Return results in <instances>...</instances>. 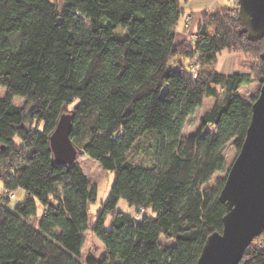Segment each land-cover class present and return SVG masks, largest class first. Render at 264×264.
<instances>
[{
  "label": "trees",
  "instance_id": "16d2710c",
  "mask_svg": "<svg viewBox=\"0 0 264 264\" xmlns=\"http://www.w3.org/2000/svg\"><path fill=\"white\" fill-rule=\"evenodd\" d=\"M183 1L0 0V264H83L88 230L107 250L86 264H128L135 254L140 264H197L222 232L226 177L206 181L228 169V145L238 154L245 141L257 97L248 103L238 91L264 76V38L249 40L228 6L204 13L195 37L181 39ZM223 51L256 60L224 75ZM206 98L212 107L183 140ZM64 112L74 146L114 173L95 223L88 176L77 160L56 163L51 149ZM18 189L26 196L10 208L6 195ZM121 199L137 217L118 209ZM239 264H264V233Z\"/></svg>",
  "mask_w": 264,
  "mask_h": 264
},
{
  "label": "water",
  "instance_id": "95a60500",
  "mask_svg": "<svg viewBox=\"0 0 264 264\" xmlns=\"http://www.w3.org/2000/svg\"><path fill=\"white\" fill-rule=\"evenodd\" d=\"M238 3V18L249 40L264 38V0ZM260 57L264 60V51ZM260 83L245 141L220 193L227 207L223 230L208 237L197 264H239L253 240L264 233V76ZM72 118L64 112L50 137L56 163L72 164L82 154L70 137Z\"/></svg>",
  "mask_w": 264,
  "mask_h": 264
},
{
  "label": "rangeland",
  "instance_id": "374dc122",
  "mask_svg": "<svg viewBox=\"0 0 264 264\" xmlns=\"http://www.w3.org/2000/svg\"><path fill=\"white\" fill-rule=\"evenodd\" d=\"M194 2L198 4L199 9L202 8L201 5L204 4L203 0H194ZM222 2L225 4V7L233 6L234 8H238L239 10L238 0L237 1L222 0ZM192 4L194 3H191L190 5ZM182 6H183V2H182ZM185 12L187 13L188 16H186L184 13L180 19L178 26L181 27L182 24L184 23L186 27H189V25L192 22L191 16L189 15H192L194 17L193 18L195 25L194 28L197 31L198 28L196 26H197L198 18L202 16L201 15L202 12H199L196 15L197 17H195V13H194L195 11H191L189 7L187 10H185ZM206 12H210V11H206ZM185 17L188 18V21H186ZM127 25L128 22L124 21L123 28L127 27ZM158 28H162V25H159ZM255 60L256 58L252 53L247 54L242 52L223 51L221 54L218 55L217 58V63H216L217 71L224 75L242 73L245 70H247V64L248 63L250 64L252 61ZM260 87H261L260 82H256L255 84L252 85L242 86L238 91V96H240L245 102L251 103L254 97H257L259 95ZM5 94H6V89L0 86V96H4ZM14 103L17 105H23L24 99L19 96H16L14 98ZM213 103H214L213 98H206L203 102V105L196 110L195 114L187 119L186 126L182 135L183 140L187 138L190 134L196 133L199 130V128L201 127V121L199 117L202 114H204L206 111H208L212 107ZM209 130L212 131L213 129L209 128ZM225 155L228 163V169L225 172L215 173L208 176L206 184L214 186L217 184L219 179H221L222 177H227L228 170L230 169L231 165L233 164L235 158L238 155L236 154V149L232 144L228 145L225 151ZM76 160L81 165L84 173L88 176L92 188L96 190V199L89 206L90 218L92 219L93 223H95L98 219V215L102 209L103 203L106 202L109 197L110 190L114 182V173L104 171L100 166V164L93 158L89 157L88 155L79 154ZM3 190H4L3 183L0 181V196H3L2 195ZM23 199H24L23 193L19 191H15L14 197L11 198L9 207L13 208ZM37 205H38L37 215L36 217H34V219H32L33 223L36 225L39 224V221L41 220L44 214L43 205L40 202H38ZM118 209L132 213L136 217L138 216L135 209L133 207H130L127 201L124 199H121L119 201ZM99 243L103 245V243L96 237V235L92 233L90 230H88L85 234V244L83 246L84 248L82 249L81 259H85L88 256L89 252H92L93 254H98L97 250L99 249V245H100ZM101 251H103V248L101 249ZM141 261H142V256L140 254H135L129 259L128 264H140Z\"/></svg>",
  "mask_w": 264,
  "mask_h": 264
},
{
  "label": "crops",
  "instance_id": "0c3cea01",
  "mask_svg": "<svg viewBox=\"0 0 264 264\" xmlns=\"http://www.w3.org/2000/svg\"><path fill=\"white\" fill-rule=\"evenodd\" d=\"M191 1H193V2H191ZM203 1H204V4L201 5L202 8H200V9L198 8V4H196V2H194V0H185V1H183V9H184L185 15L188 16L187 13L185 12V10H187L188 7L190 8L191 11H195L194 12L195 13V17H197L196 15L199 12H202L201 15H203L206 11H215V10H218V9H221V8L225 7V4L222 2V0H203ZM191 3H194V4L190 5ZM199 3H200V1H199ZM189 16H191V20H192V22L189 25V27H186L184 25V23H183L181 27L178 26L177 29H176L177 35L181 39H189V38L193 39L195 37V34L197 33V31L194 28V26H195L194 25V19H193L194 17L192 15H189ZM185 18H187V17H185ZM200 19H201V17L198 18V22H197V26H196L197 28H198V23H199ZM17 191L22 192L24 197L26 196V192L23 189H18ZM84 244H85V242H84ZM102 248H103V251H101ZM106 250H107V246L104 243H103V245L100 244L99 245V249L97 250L98 254H93L92 252H89L88 256L85 259H81V260H82L83 264H85L86 263V259L88 257H90V256L98 257L100 254H102Z\"/></svg>",
  "mask_w": 264,
  "mask_h": 264
},
{
  "label": "built area",
  "instance_id": "2783aa9c",
  "mask_svg": "<svg viewBox=\"0 0 264 264\" xmlns=\"http://www.w3.org/2000/svg\"><path fill=\"white\" fill-rule=\"evenodd\" d=\"M186 21H188V18L186 19ZM197 69H198V65L196 63H194L192 65V69H191L193 72V78L197 77ZM6 196H8V195H6ZM13 197H14V195H11V198H13Z\"/></svg>",
  "mask_w": 264,
  "mask_h": 264
},
{
  "label": "bare ground",
  "instance_id": "6f19581e",
  "mask_svg": "<svg viewBox=\"0 0 264 264\" xmlns=\"http://www.w3.org/2000/svg\"><path fill=\"white\" fill-rule=\"evenodd\" d=\"M11 195H14V193L8 194V196L11 198Z\"/></svg>",
  "mask_w": 264,
  "mask_h": 264
}]
</instances>
